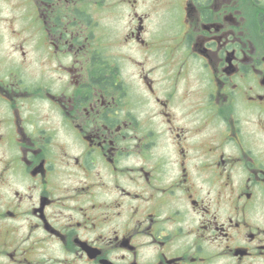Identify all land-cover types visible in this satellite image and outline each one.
<instances>
[{"label":"flooded vegetation","instance_id":"obj_1","mask_svg":"<svg viewBox=\"0 0 264 264\" xmlns=\"http://www.w3.org/2000/svg\"><path fill=\"white\" fill-rule=\"evenodd\" d=\"M0 264H264V0H0Z\"/></svg>","mask_w":264,"mask_h":264}]
</instances>
